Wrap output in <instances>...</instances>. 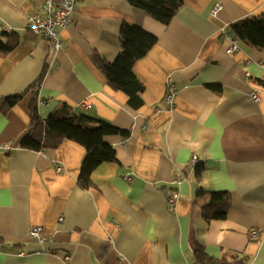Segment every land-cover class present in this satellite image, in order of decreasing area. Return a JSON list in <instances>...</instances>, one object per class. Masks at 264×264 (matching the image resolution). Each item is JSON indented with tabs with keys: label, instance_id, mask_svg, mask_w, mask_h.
I'll use <instances>...</instances> for the list:
<instances>
[{
	"label": "crops",
	"instance_id": "obj_1",
	"mask_svg": "<svg viewBox=\"0 0 264 264\" xmlns=\"http://www.w3.org/2000/svg\"><path fill=\"white\" fill-rule=\"evenodd\" d=\"M44 1L0 0V29L18 38L0 55V264H200L197 254L264 264V48L238 40L227 53L228 27L264 13V0H184L169 24L129 0H77L55 55L27 26ZM124 23L158 37L134 67L144 85L138 108L102 71L119 56ZM169 77L179 88L173 106ZM38 81L44 120L68 105L128 132L105 137L117 161L99 165L89 189L78 184L85 147L69 139L46 151L21 147L31 94L3 102ZM199 191L230 192L226 220L203 218ZM33 226L49 238L31 237Z\"/></svg>",
	"mask_w": 264,
	"mask_h": 264
},
{
	"label": "trees",
	"instance_id": "obj_2",
	"mask_svg": "<svg viewBox=\"0 0 264 264\" xmlns=\"http://www.w3.org/2000/svg\"><path fill=\"white\" fill-rule=\"evenodd\" d=\"M129 2L164 24H169L184 4V0H129ZM228 31L239 41L252 44L259 49L264 48V13L239 20L230 25ZM120 36L119 56L114 62L104 63L102 71L109 85L127 94L130 105L138 108L143 103L139 94L143 92L144 85L136 76L134 67L158 43V37L129 23L121 26ZM17 43L18 38L14 33H6L0 29V55L12 50ZM38 86L39 81L23 93L8 97L3 102V106H14L31 94L30 129L23 137L21 147L46 151L57 148L66 139L85 147L87 154L81 167L78 184L82 188L89 189L93 185L91 178L93 171L105 162L117 161L116 150L113 145L105 141V137L115 134L124 137L128 132L68 105L54 110L51 116L44 120L38 111ZM198 195L204 196L202 216L205 220L227 219L232 204L230 192L199 191ZM197 261L200 264H224L205 254H197ZM242 261L235 258V261L228 264H243Z\"/></svg>",
	"mask_w": 264,
	"mask_h": 264
},
{
	"label": "built area",
	"instance_id": "obj_3",
	"mask_svg": "<svg viewBox=\"0 0 264 264\" xmlns=\"http://www.w3.org/2000/svg\"><path fill=\"white\" fill-rule=\"evenodd\" d=\"M76 2L77 0H45L39 5L38 9L28 17L27 26L29 30L36 35L45 37L49 44L51 53L54 55L62 49L63 41L61 38V31L71 23V17L74 13ZM221 9V5H215L212 9V14L218 15ZM2 31L6 33H12L13 29L4 28ZM230 37L233 42L232 45L227 49V53L229 54L233 53L239 48L238 40L235 39L231 34ZM178 91L179 88L177 82L172 77H169L166 83L165 94V100L169 105H174ZM252 98L255 101L260 100L258 93H253ZM90 104L91 102L86 100L83 103H80L78 106L80 109H84L88 108ZM13 147V143H5L3 145V148L6 150H10ZM191 162L194 166H198L200 164V159L197 155H194ZM57 171L62 172L63 167L58 166ZM127 179L131 180V177L128 176ZM180 179L181 177L176 175L175 181L179 182ZM177 198L178 194L176 192L168 197V203L171 208H174ZM60 219L63 220L62 217ZM29 234L31 237L37 238L41 243L45 242L49 238L44 234L43 228L41 226H33ZM251 234L258 237L261 232L258 229H252ZM71 256V252L67 253L64 257L65 261L69 262Z\"/></svg>",
	"mask_w": 264,
	"mask_h": 264
}]
</instances>
